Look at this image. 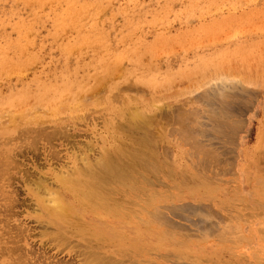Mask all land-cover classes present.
I'll return each instance as SVG.
<instances>
[{
	"label": "rangeland",
	"instance_id": "obj_1",
	"mask_svg": "<svg viewBox=\"0 0 264 264\" xmlns=\"http://www.w3.org/2000/svg\"><path fill=\"white\" fill-rule=\"evenodd\" d=\"M129 96L140 110L154 101L165 113L171 102V126L136 130L122 115L136 106ZM100 142L111 154L128 143L136 165L126 180L102 185L100 208L68 193L78 220L49 215L41 187L57 189L53 176L72 158L80 166L81 153L99 160ZM96 256L94 264H264V0H0V264Z\"/></svg>",
	"mask_w": 264,
	"mask_h": 264
},
{
	"label": "bare ground",
	"instance_id": "obj_2",
	"mask_svg": "<svg viewBox=\"0 0 264 264\" xmlns=\"http://www.w3.org/2000/svg\"><path fill=\"white\" fill-rule=\"evenodd\" d=\"M116 70V69H115ZM100 71V70H99ZM99 74V73H98ZM117 75H118V73H117ZM114 76V75H113ZM119 76V75H118ZM123 76V75H122ZM110 77V76H109ZM106 78V77H105ZM108 78V77H107ZM120 78V77H119ZM221 77H219V79H220ZM97 79V78H96ZM100 79V78H99ZM122 78H120V80H121ZM218 79V80H219ZM101 80V79H100ZM104 80H106V79H104ZM108 80H109V78H108ZM108 80H106V81H108ZM120 80H119V82H120ZM205 80V79H204ZM206 80H207V78H206ZM223 80V79H222ZM221 80V82H225L226 81V79H225V81H222ZM105 81V82H106ZM111 81V80H110ZM237 81V80H236ZM118 82V83H119ZM128 82H129V80H128ZM130 82H131V80H130ZM134 82V81H133ZM189 82V81H188ZM234 82V81H233ZM109 83V82H108ZM107 83V84H108ZM126 83V82H125ZM124 83V84H125ZM137 83V82H136ZM140 83V82H139ZM199 83V82H198ZM210 83V82H209ZM212 83V82H211ZM215 83V82H214ZM216 83H218V82H216ZM226 83V82H225ZM230 83V82H229ZM228 83V84H229ZM236 83V82H235ZM122 84V83H121ZM130 84V83H129ZM141 84V83H140ZM202 84V83H201ZM115 85H117V84H115ZM196 85V84H195ZM222 85V84H221ZM216 86V85H215ZM108 87V85L106 86V88ZM112 87V86H111ZM110 87V88H111ZM114 88V87H113ZM227 88V87H226ZM216 89V88H215ZM218 89H220V88H218ZM221 91H222V89H220ZM61 91V90H60ZM115 91H116V89H115ZM117 91H119V90H117ZM116 91V92H117ZM218 92H219V90H217ZM217 91H214V92H216L217 93ZM126 92V91H125ZM124 92V93H125ZM138 92V91H137ZM45 93V92H44ZM59 93V92H58ZM120 93H121V91H120ZM169 93V92H168ZM170 93H172V91H170ZM173 93H175V92H173ZM219 93H221V92H219ZM223 93V92H222ZM43 94V93H42ZM45 94H43V96L41 95L40 96V100H42V99H45V97L46 96H44ZM117 95H119V92L117 93ZM121 95V94H120ZM130 95V94H129ZM204 95V94H203ZM216 95V94H215ZM221 95V94H220ZM58 96H59V94H58ZM128 96V95H127ZM130 96H132V95H130ZM130 96H129V102L128 101H126V102H128V104H131L132 103V100H131V98H130ZM217 96H218V94H217ZM37 97H38V95H37ZM54 97L56 98L57 96H55L54 95ZM70 97H71V95H70ZM104 97V96H103ZM120 96H118V98H119ZM123 96H121V98H122ZM204 97V96H203ZM220 97H222V96H220ZM132 98H137V97H135V96H132ZM147 98V97H146ZM150 98V97H149ZM154 98V97H153ZM72 99V98H71ZM133 100V103H135L136 104V106H135V104H133V106H135V107H133V109L131 108L132 106L131 105H126V107L127 106H130V108H129V110L131 111V113H128L129 112V110L127 111V109H126V112L127 113H125V112H123L122 113V115H127L128 116V114H129V117H130V121L132 122V123H134V124H136L135 125V127H136V130H137V128H140V130L141 129H146V128H148L149 126L151 127V124L153 123V125L154 124H159L158 122H160V124H162V123H165V122H168V125H170L169 124V122L170 123H172V119H173V111H174V106L172 105V103L171 102H169L168 104H166V109H167V112H165V113H162V112H158V110L160 109H158V106L157 107H155V105H158L157 103H155L154 104V101H152V99H151V101L152 102H149L148 101V103H150V104H148V103H146L147 105H149V106H145L144 105V103L142 104L143 106H144V109H142V110H140L141 109V107H139V102L137 101L138 100V98H137V100ZM140 99V98H139ZM142 99V98H141ZM144 99V98H143ZM155 99V98H154ZM51 100V99H50ZM76 100V99H75ZM114 100H118V99H114ZM114 100H112V102L114 101ZM144 100H146V99H144ZM144 100H142V101H144ZM150 100V99H149ZM195 100V99H194ZM110 102H111V100H109ZM134 101H136L137 103H138V105H137V103L136 102H134ZM140 101V100H139ZM107 102V101H106ZM115 102V101H114ZM120 102H121V99H120V101H119V103H118V106H120L119 104H120ZM122 102H123V99H122ZM121 102V103H122ZM124 102H125V98H124ZM123 102V103H124ZM141 102V101H140ZM146 102V101H145ZM103 103V102H102ZM122 103V104H123ZM114 104V103H113ZM111 105H112V103H111ZM82 106V105H81ZM115 106H117V104L115 105ZM117 106V107H118ZM105 107V106H104ZM107 107V106H106ZM122 106H120V108H121ZM124 107L125 106H123V109H124ZM140 109H139V108ZM160 107V106H159ZM119 108V109H120ZM128 108V107H127ZM135 108V109H134ZM86 110H87V108H85ZM84 109V110H85ZM122 108H121V111H124ZM53 110H55V109H53ZM84 110H83V112H84ZM109 110V109H108ZM115 110H117L116 108L115 109H113V111L115 112ZM183 110V109H182ZM207 110V109H206ZM101 111H102V109H101ZM106 111V110H105ZM190 111H192V110H190ZM194 111V110H193ZM120 112V111H119ZM176 112V111H175ZM186 112H187V110H186ZM91 113V112H90ZM100 113V112H99ZM194 113V112H193ZM213 113V112H212ZM16 114V113H15ZM105 114H106V112H105ZM104 114V115H105ZM108 114V113H107ZM110 114H112V118H114L113 117V115H115L114 113H110ZM118 114H120V113H118ZM117 114V112H116V116L118 115ZM188 114H191L190 112L188 113ZM188 114H187V116H188ZM27 115V114H26ZM24 116H25V114H24ZM109 116V115H108ZM115 116V117H116ZM120 115H118V117H119ZM81 117V116H80ZM103 117H105V116H103ZM107 117V116H106ZM105 117V118H106ZM117 117V118H118ZM125 117V116H124ZM124 117L122 116V118L124 119ZM219 117V116H218ZM29 118V117H28ZM90 118V117H89ZM96 118V117H95ZM108 118V117H107ZM110 118H111V116H110ZM185 118V117H184ZM220 118H222V117H219L218 119H220ZM58 119V118H57ZM91 120V119H90ZM90 120H88V121H90ZM93 120V119H92ZM104 120V119H103ZM111 120H113L112 121V124H113V122H115L116 121V119H111ZM111 120H110V123H111ZM115 120V121H114ZM118 121H121V120H119V119H117ZM128 120V119H127ZM181 120V119H180ZM51 121V120H50ZM55 121V120H54ZM53 121V122H54ZM101 121H102V119H101ZM122 121H126V120H122ZM218 121V120H217ZM46 122V121H45ZM49 122V121H48ZM92 122V121H91ZM117 122V121H116ZM116 122H115V124H114V128H117L119 125L117 124V127H115L116 126ZM50 123V122H49ZM76 123V122H75ZM103 123V122H102ZM107 123V122H106ZM121 123V122H120ZM124 123H126V122H124ZM127 124V123H126ZM166 124V123H165ZM175 124H176V122H175ZM225 124V123H224ZM20 125V124H19ZM22 125H23V123H22ZM52 125H53V123H52ZM107 125V124H106ZM128 125H129V123H128ZM167 125V124H166ZM74 126V125H73ZM122 126V125H121ZM131 126V125H130ZM160 126V125H159ZM161 126H163V124L161 125ZM165 126V125H164ZM171 126V125H170ZM223 126V125H222ZM227 126V125H226ZM231 126V125H230ZM18 127V126H17ZM22 127V126H21ZM20 127V128H21ZM60 127V126H59ZM101 127H103V125L101 126ZM110 127V126H109ZM113 127V126H112ZM120 127V126H119ZM133 127H134V125H133ZM157 127V126H156ZM175 127H176V125H175ZM219 127V126H218ZM224 127V126H223ZM23 128V127H22ZM48 128V127H47ZM50 128V127H49ZM104 128V127H103ZM107 128V131H109V132H111L109 129H108V127H106ZM114 128H112V129H114ZM123 128V127H122ZM121 128V129H122ZM163 128V127H162ZM173 128V127H172ZM171 128V129H172ZM177 128V127H176ZM176 128H175V130H176ZM220 128H222V127H220ZM100 129H102V128H100ZM111 129V128H110ZM128 129V128H127ZM178 129V128H177ZM51 130H52V128H51ZM53 130H54V127H53ZM123 130H126L125 128H123ZM129 130V129H128ZM135 130V131H136ZM139 130V129H138ZM161 132H162V130L161 129H159ZM223 130V129H222ZM45 131V130H44ZM44 131H42V132H44ZM61 131V130H60ZM105 131V130H104ZM129 131H131V130H129ZM143 131V130H142ZM157 131L158 130H156V133H157ZM171 131V130H170ZM185 131V130H184ZM184 131H182V133L184 132ZM220 131V130H219ZM96 132V131H95ZM121 132H122V130H121ZM125 132V131H124ZM124 132H122V134L124 133ZM173 132V131H172ZM223 132V131H222ZM221 132V133H222ZM58 133V132H57ZM98 133V132H97ZM96 133V134H97ZM108 133V132H107ZM132 133H134V132H132ZM144 133V135L143 136H148L149 134V131H144L143 132ZM171 132H169V134H170ZM185 134H187V132H184ZM223 133H225V132H223ZM49 134V133H48ZM110 134V133H109ZM108 134V135H109ZM111 134H113V133H111ZM119 134V133H118ZM139 134V133H138ZM137 134V135H138ZM141 134H142V132H141ZM101 134L99 133V136H100ZM115 135V134H114ZM135 135V134H134ZM155 135V134H154ZM104 136V135H103ZM116 136H117V133H116ZM130 136V135H129ZM139 136V135H138ZM160 136V135H159ZM171 136V135H170ZM189 136V135H188ZM105 137V136H104ZM114 137V139H116L115 138V136H113ZM131 137H133V135L131 136ZM135 137V136H134ZM142 137V136H141ZM141 137H138V138H141ZM179 137V136H178ZM110 138V137H109ZM120 138H122V136L120 137ZM120 138H117V140H120ZM144 138V137H143ZM173 138V137H172ZM104 139V138H103ZM106 139V138H105ZM128 139V138H127ZM131 139V138H130ZM145 139V138H144ZM153 139V138H152ZM108 140V139H107ZM107 140H104V141H106L107 142ZM110 140H111V138H110ZM109 140V144H111L112 142ZM122 140H125V138L124 139H121V141ZM132 140V139H131ZM140 140V139H139ZM223 140V139H222ZM96 141V140H95ZM121 141H119V142H121ZM126 141V140H125ZM128 141H129V139H128ZM138 141V140H137ZM141 141V140H140ZM140 141L138 142V143H140ZM153 141H156L155 140V138L153 139ZM224 141V140H223ZM118 144H119V142L118 141H116ZM124 142V141H123ZM108 143V142H107ZM122 143V142H121ZM100 145L99 146H101L102 144H101V142L99 143ZM113 145H114V142L112 143ZM128 144V143H127ZM126 144V145H127ZM129 144H130V142H129ZM133 144H136V146L138 145L136 142L135 143H133ZM141 144H142V142H141ZM115 145H116V143H115ZM114 145V146H115ZM126 145L124 144V146L125 147H122L123 145H121L120 144V146H119V148L117 147H115V149H113V154H111V152H108L106 149L107 148H105V147H103L104 145H102V148H104L105 150H106V152L104 153V152H102L101 153V156H100V154L98 155L97 154V157H95V158H99V160L98 159H95L96 160V162L95 163H90L89 161H88V159H87V156H85V154H83V156H82V153H81V160L83 161H81L82 162V167H80V166H78V165H76L75 163H74V158H72L73 160H72V163L70 164V165H68L67 167L66 166H64L66 169H60L57 173H56V175L55 176H53V177H55V181H56V185H58V187H57V189L56 188H54V189H52L51 187H47V188H45V187H41V188H44V194L42 195V196H44L45 198H39L38 199V201L40 200V203H41V206H43V208L45 209V211L46 212H48V214L49 215H51V216H54V217H56V218H59V219H62L63 220V222L65 221V223L66 222H71L72 221V219L73 218H75V219H77L78 220V218H76V217H73V216H71V215H69V212L71 211V204H70V202L69 201H67L66 200V198H65V196L69 193V194H71L73 197H74V199L78 202V203H80V204H82V205H85L87 208H88V206H92V204L93 205H96V206H99L100 204V202H98L97 203V201H99V200H103L105 197H107V196H105L107 193H103L102 191H104L103 189H112V188H106L109 184H108V182H110V181H112V182H114V180H117V179H121V180H123L122 178H124V181L126 180V177H124L125 176V171L127 170V169H131L132 168V166L133 165H136V163H131V161H130V159H132L131 157L129 158L128 156H130V155H134L133 153H129V154H126V152H124V148H128V147H126ZM131 145V144H130ZM140 145V144H139ZM199 145V144H198ZM205 145V144H204ZM111 146V145H110ZM118 146V145H117ZM141 146H143V145H141ZM141 146H140V148H141ZM172 146V145H171ZM202 146V145H201ZM86 148H91V147H88V144H87V146H85ZM135 147V146H134ZM133 146L131 147V148H134ZM146 147V146H145ZM144 147V149L145 150H147L146 148L148 147V145H147V147L145 148ZM200 147V146H199ZM114 148V147H113ZM122 150H121V149ZM139 148V147H138ZM137 148V149H138ZM149 148H151V147H149ZM202 148H203V146H202ZM74 149V148H73ZM85 149V148H84ZM88 149V150H89ZM109 149V148H108ZM141 149H143V148H141ZM143 149V150H144ZM152 149V148H151ZM150 149V150H151ZM78 150V149H77ZM87 150V149H86ZM85 150V152H88V151H86ZM99 150V149H98ZM104 150V151H105ZM127 150V149H126ZM128 150H130L129 148H128ZM149 150V151H150ZM153 150V149H152ZM81 151V150H80ZM83 151V150H82ZM90 151H92L91 149H90ZM89 151V152H90ZM102 151H103V149H102ZM137 151V150H136ZM136 151H134V153L136 152ZM93 152V151H92ZM97 152V151H96ZM132 152V151H131ZM139 152H141V150L139 151ZM147 152V151H146ZM171 152V151H170ZM128 153V152H127ZM136 153H138V151L136 152ZM135 153V154H136ZM141 153H143V152H141ZM149 153H152L151 151L149 152ZM88 153H86V155H87ZM123 154H125V155H123ZM144 154H146V153H144ZM153 154V153H152ZM154 154H156V155H153V156H157V151H156V153H154ZM80 155V154H79ZM78 155V156H79ZM142 155V154H141ZM140 154L139 155H136V158H137V156L138 157H140L141 156ZM149 155V154H148ZM151 155V154H150ZM149 155V156H150ZM95 156H96V154H95ZM98 156H100V157H98ZM127 158H126V157ZM143 156V155H142ZM141 156V157H142ZM145 156V155H144ZM135 157V156H134ZM152 157V156H151ZM78 157H76L75 156V159H77ZM129 158V159H128ZM144 158V157H143ZM154 158V157H153ZM158 158V157H157ZM202 158V157H201ZM69 159V158H68ZM135 159V158H134ZM145 159V158H144ZM148 158H147V156H146V160H147ZM150 159H152V158H150ZM155 159V158H154ZM168 159V158H167ZM170 159V158H169ZM71 160V159H70ZM138 160V159H137ZM158 160V159H157ZM77 161V160H76ZM75 161V162H76ZM133 161V160H132ZM143 161V160H142ZM150 161V160H149ZM163 161V160H162ZM70 162V161H69ZM80 162V163H81ZM133 162H135V161H133ZM141 162V161H140ZM152 162V161H151ZM157 162V161H156ZM138 163V162H137ZM153 163V162H152ZM163 163H164V161H163ZM167 162H165V164H166ZM139 164V163H138ZM142 164V163H141ZM148 164H150V162L148 163ZM161 164V163H160ZM164 164V165H165ZM167 164H170L169 162L167 163ZM143 165V164H142ZM152 165V164H151ZM159 165V164H158ZM163 165V164H162ZM161 165V166H162ZM154 166H155V163H154ZM157 166V165H156ZM136 167H138V166H136ZM143 168H145L144 166H142ZM147 167V166H146ZM150 167V166H149ZM152 167V166H151ZM159 167V166H158ZM157 167V168H158ZM168 167V166H167ZM173 166H171V168H172ZM153 168V167H152ZM152 168H150V171H152L153 169ZM155 168V167H154ZM163 167H161V169H162ZM170 168V167H169ZM152 169V170H151ZM168 169V168H167ZM135 170V169H134ZM142 170H144V169H142ZM158 170H160V168L159 169H157V171L156 172H158ZM164 170V169H163ZM136 171V170H135ZM149 171V170H148ZM170 171H171V169H170ZM169 171V169H168V171H166V172H164V173H166V174H168L167 172H170ZM153 172V171H152ZM172 172V171H171ZM170 172V173H171ZM129 173V172H128ZM136 173H137V171H136ZM149 173V172H148ZM154 173V172H153ZM169 173V175H171ZM174 173V172H173ZM129 175V174H128ZM127 175V176H128ZM133 175V174H132ZM132 175H130V177H133ZM169 175H168V177H169ZM172 175H174V174H172ZM171 175V176H172ZM165 176V175H164ZM167 176V175H166ZM165 176V177H166ZM134 178H136V177H134ZM162 178V177H161ZM143 179V178H142ZM156 179V178H155ZM169 179V178H168ZM174 179V178H173ZM49 180V179H48ZM52 180H53V178H52ZM128 180V179H127ZM133 180V179H132ZM144 180V179H143ZM172 180V179H171ZM170 180V181H171ZM137 181H138V179H137ZM151 181V180H150ZM118 182V181H117ZM117 182H115V183H117ZM119 182H121V181H119ZM142 182V181H141ZM53 183H54V181H53ZM108 184L107 186H106V184ZM123 183V182H122ZM125 183V182H124ZM137 183H139V182H137ZM150 183V182H149ZM47 184V183H46ZM49 184V183H48ZM51 184V183H50ZM103 184H105V188H103L102 189V185ZM127 184V183H126ZM35 185V184H34ZM115 185V184H114ZM121 185H124L125 186V184H121ZM128 185V184H127ZM126 185V186H127ZM37 186V185H36ZM49 186V185H48ZM53 186H55V185H53ZM130 186H133L134 187V185H130ZM130 186H128L129 188H131ZM139 186V185H138ZM39 187V186H38ZM112 187V186H111ZM135 188V187H134ZM133 188V189H134ZM114 189H116V188H114ZM114 189H112V190H114ZM126 189H127V187H126ZM132 189V188H131ZM137 190H138V188H136ZM36 190H37V187H36ZM39 190H40V188H39ZM99 190V191H98ZM119 190V189H118ZM107 191V190H106ZM105 191V192H106ZM141 191V190H140ZM115 192V191H114ZM121 192H124V191H121ZM156 192V191H155ZM43 193V192H42ZM111 193H112V191H111ZM125 193V192H124ZM143 193H145V192H143ZM143 193H141V195L143 194ZM158 193V192H157ZM40 194H41V192H40ZM119 194H120V192H119ZM151 194V193H150ZM149 194V199L150 198H152L151 197V195ZM110 195V194H109ZM113 195V194H112ZM111 195V196H112ZM115 195V194H114ZM146 196V194H143V196ZM111 196H108L109 198L111 197ZM136 196V195H135ZM39 197H41V196H39ZM118 198H119V196H117ZM117 197L115 198V199H117ZM137 197V196H136ZM120 198H121V196H120ZM139 198H142V197H139ZM148 198V197H147ZM125 199V198H124ZM145 199V198H144ZM144 199H142V200H144ZM148 199V200H149ZM74 200V201H75ZM119 199H117V201H118ZM132 200V199H131ZM147 200V201H148ZM158 200V199H157ZM129 201V200H128ZM133 201V200H132ZM154 201H155V199H154ZM153 201V202H154ZM114 202V201H113ZM124 202H126L127 203V201H124ZM143 202H146L145 200L143 201ZM102 203V202H101ZM119 203V202H118ZM117 203V204H118ZM132 203V202H131ZM134 203V202H133ZM132 203V204H133ZM136 203V202H135ZM134 203V204H135ZM147 203H149V202H147ZM146 203V204H147ZM134 204H133V206H134ZM137 204V203H136ZM135 204V205H136ZM79 205V204H78ZM118 205H120L121 206V204H118ZM130 205V204H129ZM73 206V205H72ZM114 206V205H113ZM117 206V205H116ZM138 206H140V205H138ZM153 206H155V205H153ZM158 206V205H157ZM161 206V205H160ZM159 206V207H160ZM74 207V206H73ZM101 207V205L99 206V208ZM103 207V206H102ZM104 207H106V206H104ZM108 207V206H107ZM110 207H112V205L110 206ZM141 207V206H140ZM143 207V206H142ZM164 207V206H163ZM109 208V207H108ZM130 208V207H129ZM128 208V209H129ZM152 208V207H151ZM154 209L156 208V207H153ZM153 208H152V211L154 212V210H153ZM165 208V207H164ZM73 209V208H72ZM77 209V208H76ZM86 209V208H85ZM114 210L116 209V208H113ZM117 209H119V208H117ZM122 209H124V207L122 206ZM125 209H127V208H125ZM142 209V208H141ZM157 209H159V208H157ZM93 210H95V209H93ZM106 210H107V208H106ZM105 210V211H106ZM136 210H137V208H136ZM136 210H135V212H136ZM73 211V210H72ZM104 211V212H105ZM111 211H112V208H111ZM116 211V210H115ZM120 211H121V209H120ZM123 211V210H122ZM129 211V210H128ZM137 211H139V209L137 210ZM141 212H142V210H140ZM143 211H145V210H143ZM149 211V210H148ZM155 211H156V209H155ZM73 212H75V211H73ZM82 212V211H81ZM107 212V211H106ZM110 212V211H109ZM125 212V211H124ZM146 212V211H145ZM150 212V211H149ZM153 212H151V213H153ZM117 213V212H116ZM128 213V212H127ZM131 213V212H130ZM155 213V212H154ZM156 213H157V211H156ZM98 214V213H97ZM110 214V213H109ZM119 214V213H118ZM137 214V213H136ZM159 214V213H158ZM72 217V219H71V221H68L66 218L67 217ZM73 215V214H72ZM132 215H133V213H132ZM145 215H146V213H145ZM148 215H150V214H148ZM155 215V214H154ZM153 215V217H154V219H155V217L156 216H154ZM76 216H77V214H76ZM82 216V215H81ZM106 216V215H105ZM112 216H114V215H112ZM117 216V215H116ZM126 216V215H125ZM111 217V216H110ZM115 217V216H114ZM133 217H136L137 218V215H135V213H134V215H133ZM144 217V216H143ZM166 217V216H165ZM51 218V217H50ZM108 218V217H107ZM139 218V217H138ZM141 218V217H140ZM139 218V219H140ZM152 218V217H151ZM156 218H158V217H156ZM69 219V218H68ZM125 220L127 219V218H124ZM162 219H163V215H162ZM76 220V221H77ZM125 221V220H123V218L122 219H114V220H112V222L113 223H116V224H119L118 223V221ZM158 220H160V219H158ZM56 221V220H55ZM58 221V220H57ZM143 221V220H142ZM150 221V220H149ZM157 221V220H156ZM45 222V221H44ZM47 222V221H46ZM52 222V221H51ZM60 222V221H59ZM161 222V221H160ZM163 222V221H162ZM80 223V222H79ZM56 225H58V224H56ZM65 225V224H64ZM67 225H69L68 223H67ZM71 225V224H70ZM69 225V226H70ZM73 225V224H72ZM77 225V223L75 222V226ZM80 225V224H79ZM79 225H77V226H79ZM85 226V225H84ZM58 227V226H57ZM83 227V226H82ZM67 228V227H66ZM65 228V229H66ZM73 228V227H72ZM60 229V228H59ZM61 229H63V228H61ZM69 229V228H68ZM68 229H67V231L66 232H68L69 233V231H68ZM76 229H79V227L78 228H76ZM85 229V228H84ZM88 229V228H87ZM113 229V228H112ZM54 231H56V229L54 230ZM80 231V230H79ZM83 231V230H82ZM90 231V230H89ZM99 231H100V229H99ZM168 231V230H167ZM57 232L58 231H56V234L54 235L55 237L54 238H56L57 237V235H59V234H57ZM66 232H64V233H66ZM72 232V231H71ZM70 232V233H71ZM74 232V231H73ZM73 232H72V236H74L75 234H73ZM84 232V231H83ZM58 233H62V232H58ZM77 233V232H76ZM85 233V232H84ZM83 233V234H84ZM90 233H92V232H90ZM82 234V233H81ZM97 234V233H96ZM78 235H79V232H78ZM90 235H93V234H90ZM99 235H101V234H99ZM99 235L97 236V239H98V237H99ZM61 236H64L65 237V235H61ZM69 236V235H68ZM76 236V235H75ZM105 236V235H104ZM103 236V237H104ZM71 237V236H70ZM86 237V236H85ZM84 237V238H85ZM109 237V236H108ZM51 238V237H50ZM57 238H60V237H57ZM69 238V237H68ZM74 238V237H73ZM72 238V239H73ZM87 238V237H86ZM85 238V239H86ZM100 238V237H99ZM79 239V238H78ZM88 240L90 239V237L89 238H87ZM102 239V238H101ZM101 239H99V240H101ZM111 239V238H110ZM54 240V239H53ZM64 240V239H63ZM66 240H67V242H68V239L66 238ZM75 240V239H74ZM103 240H108L107 238L106 239H103ZM65 241V240H64ZM81 241H84V240H81ZM87 240H85V242H86ZM90 241V240H89ZM88 241V242H89ZM92 241V240H91ZM94 241H96V240H94ZM93 241V242H94ZM102 241V240H101ZM58 242H60V241H58ZM61 242L63 243V241L61 240ZM60 242V243H61ZM66 242V241H65ZM75 242H76V240H75ZM74 242V243H75ZM87 242V243H88ZM97 242V241H96ZM71 243V242H70ZM103 243V242H102ZM106 243V242H105ZM72 244V243H71ZM70 244V245H71ZM83 244V243H82ZM107 244V243H106ZM69 245V246H70ZM94 245V244H93ZM61 246V245H60ZM69 246H68V248H69ZM86 246H88L87 248H89L90 246L89 245H86ZM92 246V245H91ZM96 246V245H95ZM72 247V246H71ZM94 247V246H93ZM100 247H102V246H100ZM100 247H98V248H100ZM111 247V246H110ZM80 249H81V247H79ZM84 248V247H83ZM86 248V247H85ZM70 249H72V248H70ZM78 249V248H77ZM81 250H83V249H81ZM85 250V249H84ZM87 250V249H86ZM101 250V249H100ZM90 251V250H89ZM95 253L96 251H94V249L93 250H91L90 252L91 253H93V252ZM70 252V251H69ZM79 252H81V251H79ZM83 252V251H82ZM85 252V251H84ZM87 252V251H86ZM90 252H88V253H90ZM99 252V251H98ZM97 252V253H98ZM94 253L93 254H89V256L91 255H93L92 257H94L95 255H94ZM85 254H87V253H82V254H80V256L81 255H85ZM100 254H101V251H100ZM98 255V254H97ZM109 255H111L110 253H109ZM76 256V255H75ZM79 255H77L76 257H78ZM101 256H103V255H100V257ZM107 256V255H106ZM105 256V257H106ZM112 256V255H111ZM111 256H109V257H111ZM86 257V256H85ZM87 257H88V255H87ZM105 257H101V258H99V261L97 262V260H95L96 258H98V256H96L95 258H93L92 260H94V261H92V260H90V259H87V262H89V261H92L91 263H93L94 264V262L96 261L97 263H99L100 262V260L102 259L103 260V258L105 259ZM80 258H84V257H80ZM80 258H78V259H80ZM108 258V257H107ZM85 260H86V258H84ZM84 259H83V261H84ZM109 259V258H108ZM108 259H107V261H108ZM114 259V258H113ZM81 260V259H80ZM89 260V261H88ZM110 260V259H109ZM82 261V263L84 264L85 263V261L83 262ZM103 261H106V260H103ZM111 261H113V260H111ZM90 263V264H91ZM96 264V263H95ZM100 264H102V263H100ZM114 264V263H113Z\"/></svg>",
	"mask_w": 264,
	"mask_h": 264
}]
</instances>
